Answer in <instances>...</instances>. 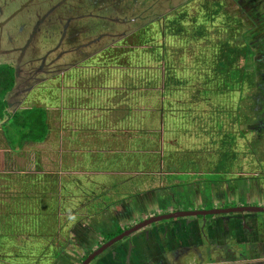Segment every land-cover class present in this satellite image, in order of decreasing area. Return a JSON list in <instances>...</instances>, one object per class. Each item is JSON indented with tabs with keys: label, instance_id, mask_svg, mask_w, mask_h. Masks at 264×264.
I'll list each match as a JSON object with an SVG mask.
<instances>
[{
	"label": "rangeland",
	"instance_id": "1",
	"mask_svg": "<svg viewBox=\"0 0 264 264\" xmlns=\"http://www.w3.org/2000/svg\"><path fill=\"white\" fill-rule=\"evenodd\" d=\"M183 1L0 0V64L18 65V51L13 53L12 51L5 52V50L17 46V48H22V46L31 43L27 45V47L29 46L28 54L26 52L24 59L20 62L22 71L19 72V83L28 82L26 79L29 78L30 70H35L37 67L42 68V65H45L44 68L50 73H47L46 76L41 74L39 77L57 78L60 83L59 87H61L63 86V78L61 77L64 76V73L88 57L84 52L87 51L93 55L95 52L103 51L106 48L117 47L119 40L133 35L143 25L165 16ZM186 1L190 3L188 5L194 14L196 13L195 6L202 2L205 3V0ZM213 2L222 5L224 12L229 16L228 21L232 27L237 25V21H241L236 14L237 0H213ZM68 23H70V27L66 29ZM75 28L77 32H72L75 31ZM78 31L80 32L78 33ZM247 31L249 30L245 25L244 34ZM230 32L231 30L227 28L218 36L217 34L214 35V32L211 35H213V39L216 38L215 42L227 44L229 38H233V42H235L236 36ZM106 33L107 35L101 38ZM9 35L13 39L12 43H9ZM90 41L96 42L88 44ZM236 41L240 42L237 38ZM240 48L236 49L239 54ZM227 49V46L221 47V53L224 54L228 51ZM196 52L198 53V51ZM215 53L208 61H220L219 54ZM188 56L190 60L193 55L189 53ZM33 58L36 60L32 64H28L27 61ZM245 63L243 60L239 62L240 66ZM247 65L248 70L255 69L253 61ZM182 67L180 64L181 70L178 73L181 76L180 79L183 78ZM103 69L104 67L98 68V72L94 76L99 77L100 80L111 79L113 85L104 88H115L116 84L113 81L115 73L112 71L108 73V69ZM116 69L126 72H124L125 74L122 73L125 75H121L124 76V79H121L117 87L119 96H116L115 100L112 99V107L118 108L109 111V125H117L116 122L121 118V120L125 119L122 121L124 125L130 122L132 127L129 126L118 133L109 131L110 127L103 130L73 128L67 125L61 116L60 110L62 108H47L45 111L43 107L42 110L48 118L49 127L45 140L41 143H33L25 139L19 144L21 138L19 135L16 137L18 142L15 149H11L12 147L2 132L3 123L0 122V175L7 176L4 178L5 180L0 178V189H3L0 190V235L3 231L9 230L7 220L13 221L14 217L12 224L15 223L18 210L21 209L18 204L23 205V201H25L22 195L28 186L26 181L31 180L30 176L36 175L42 177L47 175V179L51 177L57 181L52 183L45 178L43 182L48 184L44 185L48 191L54 188L59 194L57 196L60 202L57 205L56 213L60 225L63 226L64 223L66 225L69 221L68 218H76L73 224L76 228V230L74 229L75 235L73 237L70 235L69 238H71H68L66 242L61 237V242L64 243L60 245H64V249H62V255L59 258L62 262H68L74 256L80 257L88 250L95 249L104 238L103 234H117L123 230V227L131 222L129 221L130 217L135 214L128 206L140 197L138 193L147 196L148 190L153 189L151 194L152 192L156 193L158 189L163 190L166 188L165 186L172 187L169 194H174L182 206L188 204V200H196V190L200 189V192L205 193L202 195L203 197L201 196L202 199L209 200L207 206H213V203L210 204L207 191L228 170L234 169L236 171L238 168L239 164L236 161L238 155L233 153L230 145L232 146L236 141L235 134L243 133L240 131V126L238 127L236 124V120L240 118L251 120L250 115L255 114L252 107L255 103L259 104L256 89L250 87L249 91L241 94L238 92L239 94L235 98L223 97L216 100L211 95L205 104H201L200 91L206 89L203 85L205 78L210 79L207 71H197L198 79L184 87L173 85V83L167 84L166 81L164 84L165 72H163L161 85L155 88L153 97H149L154 99L155 107H152L151 103L147 109L146 105L139 102L134 104L132 99L127 98L130 94L129 83L131 82L130 72L127 71L129 69L127 67ZM58 74H60V78L55 76ZM171 76L178 81L173 73ZM86 77H88V82L92 79V75ZM37 82L31 79L28 83H23L27 85L21 84L20 89L17 87L18 89L11 96H7V98L11 97L8 98L11 102L7 108L9 114L28 108V105L24 104L25 98L30 93L27 89ZM90 82L91 85L97 87L96 81ZM51 90H55V88H51ZM91 95L87 98L94 101L104 97L108 101L110 98V96L98 92L95 93V97L93 94ZM228 99L230 100L226 102ZM221 102L226 103L221 104ZM97 103L100 105L102 102L97 101ZM99 109L96 110L98 112L96 116L99 121H103L105 114L101 108ZM166 110L168 114L174 110L186 115L189 114L193 121L209 118L210 122L211 113L219 119H228L222 123L224 125L222 132H229L230 140L224 143L227 148L224 150L217 149L218 145L216 144L214 153L206 154L205 149L208 147L204 142L207 140H199L198 138L204 135L209 136L212 132L215 133L212 124H206L209 130H205L206 128H199L200 121H196L188 131L184 130L185 134L180 132L183 131L181 129L176 130L175 133H170L167 125L171 122L169 115L164 114ZM155 112H160V124V121H157V116L151 115V113L156 114ZM262 113L260 112V114ZM125 114L128 115L130 121L127 122ZM151 116L153 120L152 118L148 119ZM158 124L159 127H157ZM8 126V124L5 125L4 130ZM152 127H157L158 130L154 131ZM140 129H143L144 132H140ZM24 131L28 132L29 129ZM244 140L248 141L247 136ZM245 141L241 146L245 144ZM168 148L169 150L172 148V154L167 159L170 161L172 159L171 168H168L162 159L166 155L165 150ZM207 156L212 159L207 158ZM245 159H249V157ZM205 160L207 161L205 162ZM200 168L201 171H204L205 176L202 178L205 179L203 188L201 185L196 187L194 182L188 180L192 178V175L198 178L201 174ZM17 175H19V179L23 178L24 180L19 181ZM72 179H74L73 184ZM4 185L6 186L4 187ZM67 187L71 189L68 193L65 192ZM49 197L50 194H47L46 199L49 200ZM17 208L19 209L17 210ZM25 208L28 209V205H25ZM156 208L158 207H155L153 203L152 210H156ZM137 214L135 220L141 219L144 213ZM76 222L87 228L88 233L82 231V228L76 227ZM90 232L95 234V242L90 240ZM210 246L215 247V244L211 241ZM5 248H0V259H2L1 256H4ZM12 249L17 251L16 247ZM204 264H208V262ZM212 264L215 263L212 262Z\"/></svg>",
	"mask_w": 264,
	"mask_h": 264
},
{
	"label": "trees",
	"instance_id": "2",
	"mask_svg": "<svg viewBox=\"0 0 264 264\" xmlns=\"http://www.w3.org/2000/svg\"><path fill=\"white\" fill-rule=\"evenodd\" d=\"M199 4L195 6V14L187 4H182L177 10L173 8L165 16L140 27L133 35L119 40L117 47H109L103 51L95 52L93 55L87 51L84 52L88 57L83 61L81 60L77 66L65 72L63 77L60 74L55 75L59 76L58 78H63V86L59 87L60 83L57 78L50 77L51 79L48 78L41 82L26 97L24 104L28 105V108L22 111L10 114L7 112L6 97L14 88L16 82L15 71L9 65L0 66V122L3 123V135L12 149H15L18 142L16 137H19V135H21L19 144L25 139L33 143H41L45 140L49 127L46 114L42 110L43 107L45 111L47 108H62L60 110L61 116L64 118L65 123L73 128L103 130L110 127V131L114 133L127 129L130 122L124 125L122 121L125 119L121 120L120 118L116 122L117 125L112 126L109 125L108 118L109 111L118 108L112 107L111 103L113 102L112 99L115 100L116 96H119L117 87L121 79H124V72H126L116 69L119 67H127L129 69L127 71L131 75L130 94L127 98L132 99L134 104L139 102L146 105L147 109L151 103V106L155 107L153 104L154 99L149 97H153L155 88L161 85L163 72H165L164 84L166 81L167 84L173 83V85L184 87L198 79L197 71H207L210 79L205 78L203 85L206 89L200 91L201 104H205L211 95L219 100L223 97L235 98L238 96V92L241 94L249 91L248 89L254 85L255 71L248 70L247 64L240 66L239 62L252 60L254 52L250 49L249 39L242 32L241 22L237 21L238 24L232 27L228 21L229 16L224 12L222 5L213 2V0H205V3ZM73 22H75L74 19ZM227 28L231 30V34L234 33L237 40L240 41L239 43L236 38L235 42H233V38H229L227 44L215 42L216 38L213 39L211 34L214 32V35L217 34L218 36ZM106 35L107 33L102 35L101 38ZM93 42L96 41H90L88 44H94ZM225 46H227L228 51L222 54L221 47ZM239 47H241L240 54L236 50ZM215 52L219 54L220 61H208ZM189 53L193 55L190 60ZM180 64L183 66L182 79L178 74L181 70L179 68ZM103 67V70L108 69V73L109 71L115 73L113 78L116 84L115 88L105 89L104 87L113 85L112 80H100L99 77L94 76L98 72V68ZM172 73L178 78V81L172 78ZM88 75H92L90 81H96L97 87L87 81L88 77L86 76ZM51 88H55V90H51ZM96 92L110 96L109 100H105V97L96 101L87 98V96H92L91 94L95 97ZM97 101L102 103L99 105ZM225 103L221 102V104ZM99 108L105 114L103 121H99L96 116L98 114L96 110ZM155 113H151V115L157 116V121H160V124V112ZM164 114L169 115L171 123L167 125V128L170 133H175L178 129L183 130L180 132L184 133V130L188 131L194 122L200 121L199 128H206L205 130H209L206 124L213 125L212 127L216 132H212L210 135L214 136V140L217 141V147L230 140V137H228L229 132H222L224 125L219 121V117L213 113H211L212 119L210 122H207L209 119L195 118V121H193L189 114L186 115L177 110L172 111L170 114L166 110ZM127 116L125 114L128 122L130 120ZM7 124L9 126L4 130V126ZM159 124L157 127H159ZM157 127L152 128L155 131L158 130ZM28 129V132L24 131ZM140 132H144V130L140 129ZM210 135H204L198 139L207 140ZM231 136L233 135L231 134ZM170 151H172V148L166 150L168 154ZM17 177L19 179V175ZM0 178L4 179L7 176L1 174ZM45 178L47 179L48 176L36 175L30 176L31 180L26 181L28 186L26 190L24 189V195H22L25 201H23V205L18 204L21 209L18 210L19 208H17V219L14 224H12L14 217L13 221L7 220L9 230L3 231L0 235V248L6 247L3 251L4 256H1L0 264H52L61 253L62 246L60 244L63 243L61 237L68 239L71 234L69 229L74 226L76 218H68L69 221L66 225L65 223L63 226L60 225L56 213L57 205L60 202L57 196L59 194L54 188L50 191L45 188L44 185H48L43 182ZM20 180L24 179L20 178ZM47 180L52 183L57 182L51 177ZM72 180L73 184L74 179ZM73 186L75 187V185ZM36 187L38 188L36 189ZM67 188L65 189L66 193L71 190ZM47 194H50L49 200L46 199ZM98 196L100 195L98 194ZM25 205H28V209H24ZM2 206L4 207L5 204ZM104 235L109 239L115 234L106 233ZM21 243L22 245H20ZM13 247H16L17 251L13 250Z\"/></svg>",
	"mask_w": 264,
	"mask_h": 264
},
{
	"label": "flooded vegetation",
	"instance_id": "3",
	"mask_svg": "<svg viewBox=\"0 0 264 264\" xmlns=\"http://www.w3.org/2000/svg\"><path fill=\"white\" fill-rule=\"evenodd\" d=\"M182 4L188 5L190 3L184 0L178 3L174 10H177ZM237 4L236 14L241 19L242 32L246 25L249 30L246 37L249 39L250 49L254 52L252 60H247L245 64L253 61V65H255L253 87L256 89L259 104L255 103L253 105L252 108H254L255 114L250 115L251 120L244 118L236 120V124H238V127L240 126V131L244 134L238 132L236 141L232 146L230 145V148L234 154L238 155L236 161L240 166L238 165L236 171L234 169L228 170L223 174L221 179L210 186L209 191L205 189L209 195L210 204L213 203V206H207L209 200L202 199V195L205 193L200 192V189L196 190V200H188V204L182 206L180 200L174 194H169L172 187L165 186L166 188H163V190L158 189L156 193L152 192L151 194L150 192L153 189L148 190L147 196L138 193L140 197L128 206L135 214L130 217L129 221L131 222H128L123 230L109 239L103 234L104 238L97 244L95 249L88 250L80 257L74 256L68 262H62L59 258L62 255V249H64V245H61V253L52 264H84L88 257L102 245L122 233H127V235L92 258L88 264H198L206 256H202V259L198 260L196 253L201 252L202 245H205L209 240L215 244V247L222 244L224 249L221 248L223 251L221 257H226L227 260L230 259L231 254L241 251L240 260L235 258L237 262L232 264H264V52H261L264 50V0H237ZM68 27H70V23L66 24V29ZM72 32H77L76 28ZM9 38V43H12L13 39L10 35ZM30 44L28 43L22 48H17V46L5 50V52L12 51L14 53L18 51L19 53L18 65L0 64V66L9 65L15 71L16 82L13 90L8 94L10 96L16 89H20L21 84L27 85L23 83H28L31 79L38 82L27 89L29 92L38 84L47 80L48 77H51H39L41 74L46 76L47 73H50L44 68L45 65H42V68L37 67L35 70H30L29 78L26 79L23 76L28 82L19 83L18 76L19 72L22 71L20 62L24 59L26 52L28 54L29 46L27 47V45ZM35 60L33 58L27 62L32 64ZM50 63L52 65V62ZM8 98L6 97L9 107L11 102ZM260 112L263 113L260 114ZM219 121L224 123L227 119H219ZM245 136H247L248 141L244 140ZM244 141L245 144L241 146ZM204 143L208 147V149H205L206 154L211 155L214 153L217 144L214 136L210 135ZM219 148L224 150L227 145L217 147V149ZM165 154L166 157H162L163 162L166 166L168 165V168H171L173 165L171 163L172 159L171 161L167 159L172 153L170 151L168 154L165 150ZM247 157L249 159H245ZM207 158H210V156H207ZM201 170L200 168L201 174L198 178L192 175V178L188 180L194 182L196 187L201 185V188H203L205 179L202 178H205V176L204 171ZM178 181L180 180L178 179ZM153 203L155 207H158L156 210H152ZM211 210L216 213H205ZM142 212L144 213L143 217L135 220L137 213ZM150 212L152 213L150 214ZM182 212L189 214L177 218L171 217L168 220L155 221L128 234V231L136 228L146 220ZM198 212L201 214H198ZM131 218L133 219L131 220ZM76 227L82 228V231L88 233L87 228L81 223H77ZM74 229L76 230L75 226L70 230L71 237L75 235ZM89 235L91 236L90 240L95 242V234L90 232ZM67 240L64 238V242ZM223 243L228 246V249H225ZM205 248L208 250H204V255L214 251L209 247Z\"/></svg>",
	"mask_w": 264,
	"mask_h": 264
},
{
	"label": "water",
	"instance_id": "4",
	"mask_svg": "<svg viewBox=\"0 0 264 264\" xmlns=\"http://www.w3.org/2000/svg\"><path fill=\"white\" fill-rule=\"evenodd\" d=\"M200 212H198V214H201ZM205 213L212 214V213H216V212L211 210V211H207ZM187 214H189V213H186V212L175 213L173 215L160 216V217H157L156 219L152 218V219L146 220V221L142 222L141 224H139L136 228H132L130 231H128V234L133 233L135 230H138V228L146 227V225H148L150 223H153L155 221H160V220H163V219H167L168 220V218H171V217L177 218V217H180L181 215H187ZM126 235H127V233H122L118 237L113 238L112 240L107 242L105 245H102L97 251H95L91 256L88 257V259L85 261L84 264H88L91 261L92 258L97 256L99 253L103 252L106 248L110 247L113 243H115L118 240L124 238ZM210 245H211V241L209 240V241H207V243H205V245H202L201 248H203V249L201 250V252L196 253V257L198 258V260H201L202 256H206L205 259H202L201 261H199L198 264H204V261L208 262V264H212V262H214L215 264H232L234 262L235 263L237 262L235 258H237V260H240L241 251L238 252V251L234 250V251H236V253L233 252L234 254H231L230 255V259L227 260L226 257H221V254H223L222 249H224L222 244L221 245H216V247H212ZM223 245L225 246V249H228V246H226L224 243H223ZM205 247H209V248H211L212 251L213 250L214 251L209 253L208 255H206V254L204 255V253H205L204 250H208ZM234 255H235V257H234ZM246 264H249V263H246Z\"/></svg>",
	"mask_w": 264,
	"mask_h": 264
},
{
	"label": "crops",
	"instance_id": "5",
	"mask_svg": "<svg viewBox=\"0 0 264 264\" xmlns=\"http://www.w3.org/2000/svg\"><path fill=\"white\" fill-rule=\"evenodd\" d=\"M241 22V21H240ZM236 24H238L237 22H236ZM261 52H264V50L263 51H261ZM15 112H17V111H14L13 113H15ZM48 119V118H47ZM110 131V130H109ZM12 149V148H11Z\"/></svg>",
	"mask_w": 264,
	"mask_h": 264
}]
</instances>
